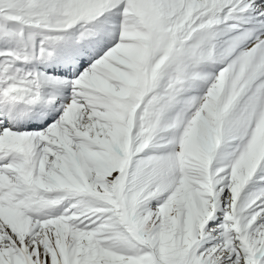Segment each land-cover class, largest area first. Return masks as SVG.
<instances>
[{
    "label": "snow or ice",
    "instance_id": "1",
    "mask_svg": "<svg viewBox=\"0 0 264 264\" xmlns=\"http://www.w3.org/2000/svg\"><path fill=\"white\" fill-rule=\"evenodd\" d=\"M0 264H264V0H0Z\"/></svg>",
    "mask_w": 264,
    "mask_h": 264
}]
</instances>
